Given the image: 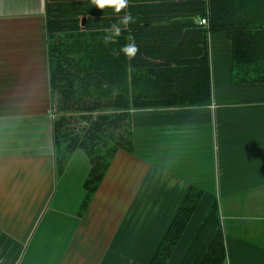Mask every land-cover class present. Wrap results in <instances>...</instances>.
Masks as SVG:
<instances>
[{
	"label": "crops",
	"instance_id": "0c3cea01",
	"mask_svg": "<svg viewBox=\"0 0 264 264\" xmlns=\"http://www.w3.org/2000/svg\"><path fill=\"white\" fill-rule=\"evenodd\" d=\"M45 0H0V264H150L187 191L203 197L168 264L217 199L225 264H264V83L231 84V45L209 35L212 103L132 111L133 152L115 155L84 214L75 151L54 167Z\"/></svg>",
	"mask_w": 264,
	"mask_h": 264
},
{
	"label": "trees",
	"instance_id": "16d2710c",
	"mask_svg": "<svg viewBox=\"0 0 264 264\" xmlns=\"http://www.w3.org/2000/svg\"><path fill=\"white\" fill-rule=\"evenodd\" d=\"M125 12L136 22L118 43L105 45V29ZM44 16L49 85L59 98L55 173L63 174L77 150L90 165L79 217L117 152H133L132 111L211 105L210 34H223L231 45L232 85L264 83V0H129L119 15L91 0H45ZM129 35L139 47L132 60L119 52ZM202 197L200 188H189L150 264H168ZM226 258L214 199L179 264H225Z\"/></svg>",
	"mask_w": 264,
	"mask_h": 264
},
{
	"label": "clouds",
	"instance_id": "9594fccd",
	"mask_svg": "<svg viewBox=\"0 0 264 264\" xmlns=\"http://www.w3.org/2000/svg\"><path fill=\"white\" fill-rule=\"evenodd\" d=\"M91 4L100 10L111 8L115 14L119 15L129 7V0H91ZM135 22V17H133L130 12H125L117 23H114L109 28L105 29L106 34L103 38L105 45L118 43V38L121 36L122 31ZM127 41V43L120 47L119 52L128 60H132L139 53V47L135 42V38L131 35L127 37Z\"/></svg>",
	"mask_w": 264,
	"mask_h": 264
},
{
	"label": "rangeland",
	"instance_id": "374dc122",
	"mask_svg": "<svg viewBox=\"0 0 264 264\" xmlns=\"http://www.w3.org/2000/svg\"><path fill=\"white\" fill-rule=\"evenodd\" d=\"M58 101H59V98H58V96H57V99H56V101L54 102L55 104V106L53 107V110H54V114H56L57 115V108H56V105L58 104Z\"/></svg>",
	"mask_w": 264,
	"mask_h": 264
},
{
	"label": "built area",
	"instance_id": "2783aa9c",
	"mask_svg": "<svg viewBox=\"0 0 264 264\" xmlns=\"http://www.w3.org/2000/svg\"><path fill=\"white\" fill-rule=\"evenodd\" d=\"M200 23L203 24V25H205L207 22H206V20L202 19V20L200 21Z\"/></svg>",
	"mask_w": 264,
	"mask_h": 264
}]
</instances>
